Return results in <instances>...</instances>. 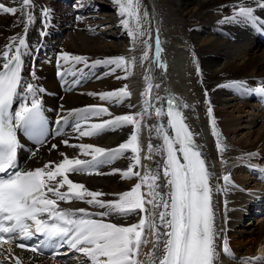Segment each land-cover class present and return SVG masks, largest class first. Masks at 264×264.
I'll use <instances>...</instances> for the list:
<instances>
[{"label":"bare ground","instance_id":"obj_1","mask_svg":"<svg viewBox=\"0 0 264 264\" xmlns=\"http://www.w3.org/2000/svg\"><path fill=\"white\" fill-rule=\"evenodd\" d=\"M51 1L58 3L64 10L62 9L61 13H58L54 11L55 5L51 6L52 9L47 10L52 13L53 20L46 22L42 19L43 15L41 14L44 10L43 1L34 0V22L28 25L29 48L26 50L28 54L23 57L22 72L26 81L43 89L42 92L37 93V96L41 100L44 113L50 120H54L56 117L67 115L73 109H82L92 105L107 107L111 116L90 118L88 121V123H99L117 115L141 112L145 107L144 100L146 99L141 93L148 88L149 84L154 86L151 90L153 96L162 97L165 89H171L178 96L177 104L183 108V117L194 134L195 142L204 155L209 171L213 174L210 183L213 186L212 206L215 213V226L219 234L217 239L218 251L221 252L219 264H243L245 258L251 257L262 258L251 261V264H264V256H257L255 252L264 254V248L257 250V245L264 241V221L257 232H252L249 235H244L241 231L233 233L230 230L226 223L227 211L223 209L218 200L221 187L219 188L220 181L216 175V167L213 166V157L217 154L238 160L244 159L245 153L255 152L256 146L264 142V122L261 126V130H263L258 131L255 142L236 146L232 145L221 133L223 128L235 126V122L229 119L223 122L217 121L213 110L211 117L208 114V106L211 103L216 101L227 103L235 96L237 90L244 94V88L236 87L237 89H235L231 86L237 80L242 78L239 83L245 84L246 82V87L264 85V28L260 27V24H264V8L256 7L257 2H264V0H245L247 4L255 8V14L259 17V24L256 25L241 23L239 20H225L226 17L232 16L233 5L238 4L239 0H140L141 13L145 10L148 12L147 20L142 22L146 34L135 42L121 24L122 18L118 15V6L114 0H104L103 2L101 0H93L94 2ZM59 1L67 2L66 6ZM73 1L75 6L71 7ZM105 1L106 3H104ZM0 3L7 4L9 0H0ZM9 6L19 8L20 0ZM109 11H113L111 14L114 15V20H111L110 15L107 17L105 12ZM74 16L77 19L72 20ZM88 16L95 17V20H82ZM80 17L83 18L78 19ZM24 18L19 11L16 15L0 13V51L10 43V37L15 34H23V25L20 24V21ZM77 25L78 27L85 25L87 28L83 26V29L87 30L81 31ZM97 26H101L100 29H97ZM75 27L80 32L70 35V31ZM157 32L162 48L160 61L165 67H159L153 62ZM42 33L45 34L42 35ZM145 40L148 41L147 47L143 43ZM133 43H135L134 48ZM61 50L87 57L90 67L73 77L71 73L84 66L75 62L65 65L63 61L58 64ZM145 50L148 51L149 58L142 61L141 57ZM119 56L125 57L126 61L135 57L134 63L128 66L127 72L116 68L115 72L108 74L112 68H115V65L95 64L97 60L105 61ZM33 72L35 78L32 77ZM61 72L65 73L63 78L59 75ZM125 76H127L126 79L123 78ZM146 76L150 79L146 80ZM117 77L122 78L118 79ZM74 79H79L80 82L73 84ZM125 85H127L131 96L125 98L121 103L99 99V93L119 90ZM252 95V92L246 91L244 97L249 100ZM31 98L29 96L28 100ZM152 103L155 107L162 106V102L152 101ZM184 105L186 107H183ZM260 110L262 111V109ZM150 111L151 115H145L140 122L141 165L134 171H139L141 176L146 170L155 172L156 162L163 158L156 152L151 153V159L145 158L149 155V143L154 148L162 144V140L157 139L155 131L150 129L160 122L166 124L165 117L158 121L154 110L150 109ZM263 112L261 113L263 114ZM213 119L220 140L226 145V149L222 153L218 151L217 137L213 135L211 125ZM70 122L71 118L60 135L46 137L37 146L25 144L19 133L21 148L18 151V162L20 165L25 169H35L43 167L49 161L58 163L63 159L61 153L66 154L70 159L77 157L90 159V157L83 156L79 148L67 146L63 141L68 140L69 145L88 143L104 148H116L120 143L126 142L134 131V126L128 125L114 131H104L100 135L79 137V134L70 126ZM53 144L57 146L55 149L52 148ZM131 155L132 153L129 151L125 157L115 160L112 164L103 165L96 170L101 174H96V171L91 174L88 172L70 173L69 178L74 183L84 184L89 191L105 193L106 195L101 199H117L118 196L114 194L129 191L135 183L139 182L135 176L130 179L122 178V172L132 163ZM232 164L233 162H229L227 167ZM247 166L249 165L247 164ZM249 168L260 174L261 168L259 170L256 169V166H249ZM114 169L120 171L113 174ZM59 179L57 177V180ZM161 179L163 178L161 177ZM66 190V186L61 189V191ZM141 191L146 193L147 188L142 187ZM163 191L167 192L168 189L164 188ZM250 195L252 198L258 197L256 194ZM58 203L61 208L100 210L84 201L75 199L70 202L60 201ZM146 208L149 213L153 211L151 205H146ZM156 211L158 213L159 209ZM142 215H147V213L137 212L110 219L111 222L127 225L137 223ZM145 235L148 242L142 246L140 258L145 264H149L147 254L153 249L154 237L151 230H146ZM225 237L231 255H225L222 252V241ZM241 248L244 250L240 251ZM236 251L240 253H236ZM8 255L7 251L3 254V256ZM11 255L20 258L22 264H85V262L90 264V261L84 257L67 256L48 261L41 256L17 249H11ZM7 261L14 263V260L11 259Z\"/></svg>","mask_w":264,"mask_h":264},{"label":"snow or ice","instance_id":"obj_2","mask_svg":"<svg viewBox=\"0 0 264 264\" xmlns=\"http://www.w3.org/2000/svg\"><path fill=\"white\" fill-rule=\"evenodd\" d=\"M16 2L17 0H9L7 4L0 3V12L16 15L19 11L25 17L20 21L23 34L10 37V43L0 51V247L9 242L13 235L23 239L40 235L44 239L40 241L39 246L31 247L30 250L34 253L46 244H58L67 245L71 250L81 253L90 264H145L140 258L141 248L148 242L146 230H151L154 241L152 251L147 254L149 264H219L221 252L217 246L219 234L215 226L213 186L210 183L213 174L195 142L194 134L185 123L181 106L171 97L153 96L151 90L154 86L151 84L141 93L146 99L145 107L139 113L117 115L99 123H88L90 118L112 115L107 107L92 105L73 109L67 115H62L58 121L69 123L71 118L70 126L79 137H91L104 131L133 125L134 131L126 142L120 143L116 148H104L88 143L69 145V141L64 140L65 145L79 148L80 153L90 159H70L61 153L63 159L58 163L49 161L43 167L32 170L18 169V151L21 148L19 132L39 140L46 136L48 129L44 109L37 96L43 89L26 81L22 75L23 57L28 54L26 50L29 48L28 25L34 22V0H20L19 8L9 6ZM114 3L118 6L121 24L133 41L143 37L146 33L142 22L147 20L148 12L145 10L141 13L140 0H114ZM256 7L264 8V2H257ZM41 14L47 17L49 12L44 9ZM225 20L259 24L255 8L245 0L234 4L232 16L226 17ZM260 27L264 28V24H260ZM143 43L148 46L147 40ZM161 51L157 32L153 62L159 67H165L160 61ZM148 58V51L145 50L141 59L143 61ZM60 61L65 65L69 62L83 64V68L71 73L73 77L90 67L87 57L73 55L67 51L59 54L58 64ZM134 61L135 57L126 61L125 57L119 56L105 61L97 60L95 64L115 65L108 73L111 74L116 68L127 72L128 66ZM59 75L63 78L65 73L61 72ZM32 77L35 78L34 72ZM123 78L126 79L127 76ZM145 79L150 78L146 76ZM79 82V79L73 80V84ZM231 86L264 96V85L246 87L243 83L234 82ZM205 94L207 95V92ZM98 95L101 101L119 104L129 98L131 93L125 85L119 90ZM29 96L32 97L31 100H28ZM152 101L162 102V106L155 107ZM164 104L167 106L166 111ZM150 109L154 110L158 121L165 116L168 119L166 124L160 122L150 129L155 131L162 144L154 148L149 143V155L145 158L151 159L153 152L163 158L156 162L155 172L146 170L141 176L139 171H134L141 165L140 122L145 115H151ZM208 114L211 117V107L208 108ZM211 125L213 135L217 137V149L222 153L226 145L220 140L214 119ZM168 129L172 130V135H169ZM56 147L55 144L52 145L53 149ZM129 151L132 153V163L122 172V178L130 179L135 176L139 182L129 191L114 194L118 196L117 199H101L105 193L89 191L84 184L74 183L69 178L70 173L91 174L103 165L112 164L115 160L125 157ZM118 171L120 170L114 169L113 174ZM96 174L101 173L96 171ZM57 177L60 179L57 180ZM223 180L226 184L230 183V175H225ZM65 186L67 190L61 191ZM142 187L147 188L146 193L141 191ZM164 188L168 191L164 192ZM73 199L84 201L100 210L64 209L58 203L70 202ZM146 205H151L153 211L149 213ZM137 212L147 213L141 216L138 223L124 225L111 222L110 219ZM18 247L25 248L26 245L20 243ZM6 251L8 256L0 253V256H3L0 258V264H6L9 259L14 260V264H22L20 258L11 255V249ZM222 252L231 255L226 237L222 241ZM261 259L245 258L243 264H251V261Z\"/></svg>","mask_w":264,"mask_h":264},{"label":"rangeland","instance_id":"obj_3","mask_svg":"<svg viewBox=\"0 0 264 264\" xmlns=\"http://www.w3.org/2000/svg\"><path fill=\"white\" fill-rule=\"evenodd\" d=\"M42 1L44 3V9H50L51 6L53 7L55 5V12L61 13L62 9L64 10V8H61L62 6H59L58 3H53L51 0ZM74 1L71 3V7L72 5L75 6ZM86 1L94 2L93 0H81V2ZM103 1L104 0H101V2ZM60 3H63L64 5L67 4V2L64 1ZM104 3H106V1ZM50 13L51 12H49V16H43L42 19L46 22L52 21V13ZM105 13L107 17L110 15L109 17L111 18V20H114V15H112L113 11ZM2 15L9 14L2 13ZM92 17H80L78 19L83 18L82 20L88 19V21L92 19V21H94L95 17ZM75 19H77V17L74 16L72 20ZM81 26L78 27L77 25L79 30H87L83 29L84 27L87 28L85 25ZM97 27V29H100L101 26ZM74 29L70 31V35H74L75 33L80 32L78 29H76V27ZM241 79L237 80V82H241ZM233 88L237 89L236 87ZM243 92L245 94L246 91ZM244 94L237 90V93L229 102L225 103L223 101H216L215 103H211L208 106L211 107L216 114L217 121L223 122L224 120L229 119L235 122V126L223 128L221 130V133L232 145L234 144L236 146L252 144L253 141H256L258 133L263 130H261V126L264 122V112L263 114L261 112L264 111V109H262L261 111L260 108L264 107V101L261 100L260 95H253L251 97L252 99L250 98L249 100H247L244 97ZM253 153H255L256 155L251 156L250 154L252 153H245L244 156L242 155L244 159L242 158L238 160L236 158L234 160L231 158L229 159L226 156L218 154L213 157V166L216 167V175L218 176V179L220 181L219 188L221 187L219 190L220 195L218 194V200L223 209L227 211L226 223L229 225L230 230L233 233H238V231H241L244 235H249L252 232H257L259 230V227L261 226L262 221H264V169L262 179L257 178L256 173L250 170V168L248 169L249 166H256L257 170H259L262 165L264 167V142L259 143L256 146L255 152ZM228 161L233 162V164L227 167V164H229ZM247 164L249 166H247ZM225 175H230L232 184L231 182L228 184L225 183V181L223 180V177ZM250 194H256L258 195V197L252 198L250 197ZM250 199L254 203L250 204V214L246 215V211H244V208L246 207L245 205H247V203L251 201ZM239 213L241 214L239 215ZM242 250H244V248L240 249V251ZM236 253L240 252L236 251Z\"/></svg>","mask_w":264,"mask_h":264}]
</instances>
